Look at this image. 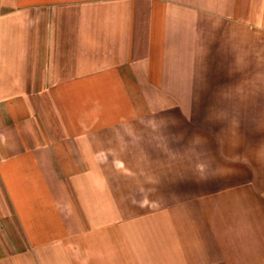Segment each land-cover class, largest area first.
<instances>
[{
    "label": "crops",
    "instance_id": "obj_1",
    "mask_svg": "<svg viewBox=\"0 0 264 264\" xmlns=\"http://www.w3.org/2000/svg\"><path fill=\"white\" fill-rule=\"evenodd\" d=\"M0 264H264V0H0Z\"/></svg>",
    "mask_w": 264,
    "mask_h": 264
}]
</instances>
